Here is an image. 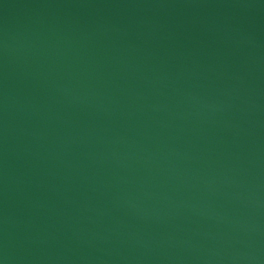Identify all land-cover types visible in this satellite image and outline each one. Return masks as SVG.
Masks as SVG:
<instances>
[{"label": "water", "instance_id": "obj_1", "mask_svg": "<svg viewBox=\"0 0 264 264\" xmlns=\"http://www.w3.org/2000/svg\"><path fill=\"white\" fill-rule=\"evenodd\" d=\"M0 264H264V0H0Z\"/></svg>", "mask_w": 264, "mask_h": 264}]
</instances>
